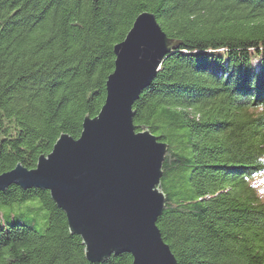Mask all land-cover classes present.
Masks as SVG:
<instances>
[{"label": "trees", "instance_id": "16d2710c", "mask_svg": "<svg viewBox=\"0 0 264 264\" xmlns=\"http://www.w3.org/2000/svg\"><path fill=\"white\" fill-rule=\"evenodd\" d=\"M143 11L180 40L133 104L168 145L162 238L177 264H264V0H0V173L79 137ZM131 262L89 261L48 190L0 191V264Z\"/></svg>", "mask_w": 264, "mask_h": 264}, {"label": "water", "instance_id": "95a60500", "mask_svg": "<svg viewBox=\"0 0 264 264\" xmlns=\"http://www.w3.org/2000/svg\"><path fill=\"white\" fill-rule=\"evenodd\" d=\"M179 46L152 12L139 13L113 47L104 103L97 115L84 117L79 137L62 133L34 168L17 163L0 173V191L12 185L48 190L91 262L128 252L131 264H177L157 226L165 206L160 181L168 145L148 129L138 130L133 104L164 56Z\"/></svg>", "mask_w": 264, "mask_h": 264}, {"label": "rangeland", "instance_id": "374dc122", "mask_svg": "<svg viewBox=\"0 0 264 264\" xmlns=\"http://www.w3.org/2000/svg\"><path fill=\"white\" fill-rule=\"evenodd\" d=\"M175 50V49H174ZM171 52V51H170ZM168 54V53H167ZM166 54V55H167ZM165 55V56H166ZM164 56V57H165ZM253 66L254 69L256 68L257 64L256 61L253 62ZM159 69V68H158ZM55 143V142H54ZM252 185L256 188V190L258 191L259 196L261 197V199L264 200V172L260 173L259 175H256L252 181H251Z\"/></svg>", "mask_w": 264, "mask_h": 264}, {"label": "bare ground", "instance_id": "6f19581e", "mask_svg": "<svg viewBox=\"0 0 264 264\" xmlns=\"http://www.w3.org/2000/svg\"><path fill=\"white\" fill-rule=\"evenodd\" d=\"M160 64H161V63H160ZM159 67H160V66H159ZM113 70H114V69H113ZM144 89H145V88H144ZM144 89H143V90H144ZM143 90H142V91H143ZM142 91H141V92H142ZM134 103H135V102H134ZM133 112H134V111H133ZM133 123H134V122H133ZM148 130H149V129H148ZM149 131H150V130H149ZM150 132H151V131H150ZM151 133H152V132H151ZM152 134H154V133H152ZM154 135H155V134H154ZM155 136H156V135H155ZM157 138H158V137H157ZM56 140H57V139H56ZM158 140H159V138H158ZM159 141H160V140H159ZM162 173H163V171H162ZM162 175H163V174H162ZM170 250H171V249H170ZM132 260H133V258H132ZM131 263H132V262H131Z\"/></svg>", "mask_w": 264, "mask_h": 264}]
</instances>
